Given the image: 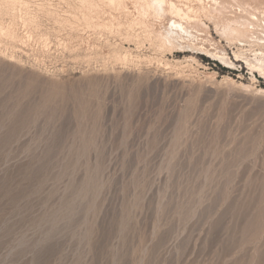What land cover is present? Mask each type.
<instances>
[{
	"label": "rangeland",
	"instance_id": "rangeland-1",
	"mask_svg": "<svg viewBox=\"0 0 264 264\" xmlns=\"http://www.w3.org/2000/svg\"><path fill=\"white\" fill-rule=\"evenodd\" d=\"M2 1L18 41L0 33V264H264V77L199 49L161 54L142 28L169 17L129 0H99L102 28L80 0ZM202 22L232 61L242 48ZM178 50L205 58L180 70Z\"/></svg>",
	"mask_w": 264,
	"mask_h": 264
},
{
	"label": "bare ground",
	"instance_id": "bare-ground-1",
	"mask_svg": "<svg viewBox=\"0 0 264 264\" xmlns=\"http://www.w3.org/2000/svg\"><path fill=\"white\" fill-rule=\"evenodd\" d=\"M2 1V0H1ZM10 1V0H9ZM8 0L6 2H9ZM12 1V0H11ZM17 1V0H15ZM14 1V2H15ZM20 1V0H18ZM43 1V0H42ZM97 1V0H96ZM100 1H104V3L106 2L107 4H109L110 6H113L117 9H115L116 11L119 9L125 10L126 8V2L127 0H100ZM178 1V0H177ZM182 0H180L181 2ZM197 1V7L191 10H184L182 9L183 7H179L178 3H175L174 0H129V4H132L133 9H135L134 11L136 12V14L140 17H147V16H152L156 19L162 20L166 17H169L166 23V27L164 28L163 31L155 33L152 30H149L145 24L142 18H139V21L137 22L138 25H145L144 29L142 27L139 26V28H142V30L144 31V35L146 36L143 39H145L144 42L148 41V44L151 48H154L156 51H159L160 53L164 52V51H173L175 49L181 48L182 50L184 48H190L192 50H201L206 52L208 55L210 54L211 57L215 58L216 61L223 63V64H227V66H231L232 68L236 67V64L240 63L241 65L244 64L248 70H250L252 72V74L254 72H257L258 74H260L261 76L264 77V10L262 9L263 6V2H261L260 0H253V5L249 4L246 0H196ZM3 2V1H2ZM1 2V4H3ZM13 2V3H14ZM21 2V1H20ZM67 2V1H66ZM79 2H81L82 4H85L87 6V13L88 14H94L97 13L98 11H100V9L97 7V4L99 5V0L98 3H94L95 1L93 0H80ZM192 2V1H190ZM16 3V2H15ZM18 3V2H17ZM43 3V2H42ZM73 3V2H72ZM104 3H102V5H105ZM251 3V2H250ZM10 4V3H9ZM7 5V4H5ZM11 5V4H10ZM16 5V4H14ZM19 5V4H18ZM100 4V6H102ZM2 6V5H0ZM49 6V5H48ZM80 6V5H79ZM83 6V5H82ZM108 6V5H107ZM3 7V6H2ZM15 7V6H14ZM23 7V6H22ZM28 7V6H27ZM106 7V6H105ZM109 7V6H108ZM193 7V6H192ZM4 8V7H3ZM11 8V7H10ZM9 8V10H10ZM16 8V7H15ZM39 8V7H38ZM68 8V7H67ZM85 8V7H84ZM102 8V7H101ZM14 9V8H13ZM12 9V10H13ZM83 9V7H82ZM98 11H97V10ZM105 9V8H104ZM114 9V8H113ZM1 10V7H0ZM7 10L6 9V14H7ZM11 12H14L12 11ZM15 10V9H14ZM21 10V9H20ZM27 10V9H26ZM45 10V9H44ZM43 10V11H44ZM103 10V9H101ZM50 11V10H49ZM53 11V10H52ZM85 10H83L82 12H84ZM105 11V10H104ZM127 11V10H126ZM125 11V12H126ZM24 12V11H23ZM34 12V11H33ZM114 12V11H113ZM120 12V11H119ZM3 13V12H2ZM16 13V12H15ZM20 13V12H19ZM41 13V12H40ZM65 13V12H64ZM67 13V12H66ZM101 13V12H100ZM128 13V11H127ZM131 13V12H130ZM129 13V14H130ZM12 14V13H11ZM14 14V13H13ZM17 14V13H16ZM15 14V15H16ZM51 15V13H49ZM48 14V15H49ZM69 14V13H67ZM83 14V13H81ZM83 15L85 16L86 19V25H89V27L94 26V28L96 27H101V23L98 24H94L92 22V18H95V14L93 16L91 15ZM121 14H123L121 12ZM120 14V15H121ZM1 15V14H0ZM27 15V14H26ZM35 15V14H34ZM125 16H127L126 14H124ZM123 15V16H124ZM4 16V15H2ZM9 16V13H8ZM11 16V15H10ZM18 16V15H17ZM122 16V15H121ZM122 16V17H123ZM130 16V15H129ZM149 16V17H150ZM7 17V16H5ZM16 17V16H15ZM35 17V16H34ZM45 17V16H44ZM55 17V16H54ZM59 17V16H58ZM97 17V15H96ZM99 17V16H98ZM128 17V16H127ZM124 17L123 19L127 18ZM9 18V17H8ZM11 18V17H10ZM10 18L8 20H10ZM14 18V17H12ZM26 18V17H24ZM57 18V17H56ZM83 18V17H82ZM102 18V17H101ZM114 18V17H112ZM6 19V18H5ZM15 19H18L17 17ZM22 19V18H20ZM41 19V18H40ZM55 19V18H54ZM79 19V18H78ZM100 18H97V20ZM119 19V18H118ZM130 19V18H129ZM138 19V18H137ZM136 19V20H137ZM80 20V19H79ZM82 20V19H81ZM84 20V19H83ZM96 20V19H95ZM126 20V19H125ZM131 20V19H130ZM125 21V25L131 30L130 27L134 28V24L131 21ZM135 20V21H136ZM149 20V19H148ZM206 20L207 22H209L210 24H213L214 26V30H216L218 36L221 39H224L226 42L228 43H233V44H238V46H240L242 49L243 47H247L248 50H237L239 51V53H235L233 52V57L234 59L231 61L230 59H228L226 57L225 53H221L218 52L219 47L216 46L215 42L213 41H208L209 44H211V46H213L214 50L211 52L209 51L204 43L207 42V40H203L202 38L199 39V35L198 32H200V27H206L205 24L202 22ZM14 21V20H13ZM99 21V20H98ZM101 21V20H100ZM117 21H121V20H117ZM147 21V20H146ZM145 21V22H146ZM11 22V20L9 21ZM15 22V21H14ZM22 22V21H20ZM31 20L26 19L23 21V26L28 28H32L29 24ZM60 22V21H59ZM72 22V21H71ZM85 22V20H84ZM96 22V21H95ZM111 22V21H110ZM16 23V22H15ZM14 23V24H15ZM17 23L19 24L18 20ZM74 23V22H73ZM97 23V22H96ZM106 23V22H105ZM115 23V22H114ZM118 25L120 22H117ZM147 23V22H146ZM10 24V23H9ZM7 24V25H9ZM11 24H13L11 22ZM64 24V23H63ZM76 24V23H75ZM112 24V23H111ZM6 25V24H5ZM32 25V24H31ZM73 25V24H71ZM103 25V24H102ZM106 25H108V22L106 23ZM117 25V24H116ZM117 25V26H118ZM124 25V26H125ZM137 25V27H138ZM2 29L0 33H4L6 34L7 38L10 37L13 40L18 39V35L17 32H15L14 28H7V31L5 29V31L3 30V25L1 22ZM12 26V25H10ZM22 26V25H21ZM30 26V27H29ZM36 26V25H35ZM70 26V25H69ZM114 26V25H113ZM122 26V25H121ZM150 26V25H149ZM165 26V25H164ZM5 27V26H4ZM15 27V26H14ZM17 27V26H16ZM73 27V26H72ZM90 27V28H91ZM106 27V26H105ZM103 27V28H105ZM109 27H110V23H109ZM123 27V26H122ZM136 27V24H135ZM136 27V28H137ZM19 28V27H18ZM35 28V27H34ZM88 28V27H87ZM88 28V29H90ZM102 28V27H101ZM126 28V29H128ZM33 29V28H32ZM106 29V28H105ZM103 29V30H105ZM122 29V28H121ZM125 29V27H124ZM123 29V31H125ZM151 29V28H150ZM206 29V28H205ZM31 30V29H30ZM29 30V31H30ZM39 30V29H38ZM98 30V29H97ZM95 30V31H97ZM116 30H119L118 27L116 28ZM135 30V28L133 29ZM204 30V28H203ZM93 31V29L91 30ZM102 31V29H101ZM106 31V30H105ZM128 31V30H127ZM125 32L127 34H125V39L129 40V38H132L134 36H137L136 34L134 36L130 35L131 31L129 32L130 34H128V32ZM194 31V32H193ZM27 32V31H26ZM119 32V31H118ZM133 32V31H132ZM147 32V33H146ZM202 32V31H201ZM200 32V33H201ZM205 32V31H204ZM20 33V32H19ZM100 33V32H99ZM107 33V32H106ZM135 33V32H133ZM132 33V34H133ZM3 34V36H4ZM34 34V33H33ZM44 34V33H43ZM114 34V33H113ZM118 34V33H117ZM122 34V33H121ZM124 34V32H123ZM24 35V34H23ZM101 35V34H100ZM120 35V34H118ZM38 36V35H37ZM121 36V35H120ZM142 36V37H143ZM2 36H0L1 38ZM5 37V36H4ZM141 37V36H139ZM138 37V38H139ZM3 38V37H2ZM1 38V39H2ZM6 38V37H5ZM124 38V37H123ZM122 38V39H123ZM137 38V39H138ZM0 39V40H1ZM9 39V38H8ZM38 39V38H36ZM136 38H133L132 40H135ZM7 40V39H6ZM42 40V39H41ZM124 40V39H123ZM131 40V39H130ZM129 40V41H130ZM18 41V40H16ZM20 41V40H19ZM22 41V40H21ZM137 41V40H136ZM135 41V42H136ZM142 41V38H141ZM7 42V41H6ZM24 42V41H23ZM38 42V41H37ZM125 42V41H124ZM128 42V41H126ZM218 42V41H217ZM1 43V42H0ZM137 46L139 47L140 45L144 44L142 42H137ZM9 44V43H8ZM41 44V43H40ZM16 45V44H15ZM49 45V44H48ZM136 45V44H135ZM8 46V45H7ZM2 47V46H1ZM5 47V46H4ZM120 47V46H119ZM122 47V46H121ZM120 47V48H121ZM94 48V47H93ZM124 48V47H122ZM144 48V46H143ZM209 48V47H208ZM250 48V49H249ZM253 48V49H252ZM4 49V48H3ZM118 49V48H117ZM142 49V48H141ZM252 49V50H251ZM1 50V49H0ZM126 50V49H124ZM129 50V49H127ZM154 50V51H155ZM176 51V54H181L182 55V59L181 60H175L173 62V66L176 67L177 69L182 68V65L185 66H189L187 65L189 62H197L198 58L199 59H204L205 57L202 56V54L200 53H192L191 56H187L185 53H190L188 51ZM5 51V50H4ZM113 51V50H112ZM111 51V52H112ZM118 50L112 52L113 54L112 57L114 60L116 59H120L122 55H120L118 52ZM122 51V50H121ZM120 51V52H121ZM49 52V51H48ZM123 52V51H122ZM125 52V51H124ZM127 52V51H126ZM130 52V50H129ZM249 53L248 55L246 53ZM4 53V52H3ZM161 53V54H162ZM98 54V53H97ZM135 54V53H134ZM2 55V54H1ZM87 55V54H86ZM90 55V53H89ZM128 55V54H127ZM124 57L122 58V62L124 60L127 61L128 57H125L126 54L124 53L123 55ZM130 57V55H128ZM162 56V55H161ZM11 57V56H10ZM90 57V56H89ZM95 57V56H94ZM111 57V58H112ZM101 58V57H100ZM103 58V57H102ZM131 58V57H130ZM110 59V58H109ZM129 59V58H128ZM147 59V58H146ZM162 59V58H160ZM36 60V59H35ZM97 60V59H96ZM112 60V59H111ZM132 60V59H131ZM130 60V61H131ZM150 60V59H149ZM93 61V60H92ZM112 62V61H111ZM132 62V61H131ZM117 63L118 60H117ZM125 63V62H124ZM128 63V62H127ZM130 63V62H129ZM133 63V62H132ZM170 63V62H169ZM236 63V64H235ZM166 64V63H165ZM168 64V63H167ZM190 64V63H189ZM121 65V64H120ZM130 65V64H129ZM144 66V65H143ZM169 66V65H168ZM172 66V64L170 65ZM228 66V67H229ZM105 67V64H104ZM184 67V66H183ZM226 67V66H225ZM102 68V67H101ZM131 68V67H130ZM185 68V67H184ZM188 68V67H187ZM183 69V68H182ZM229 70H233L230 68H227V72L225 73V78L224 80L226 81H233L232 80V76L233 74L231 72H229ZM178 72V70H176ZM180 72V71H179ZM147 73V72H146ZM154 73V72H153ZM145 76V75H144ZM148 77V75H146ZM138 77V76H137ZM141 77V76H140ZM138 77V78H140ZM141 79V78H140ZM139 79V81H141ZM138 80V79H136ZM149 80V79H147ZM138 82V81H135ZM143 82V81H142ZM148 82V81H147ZM134 83V82H133ZM146 83V82H145ZM235 83V82H234ZM139 84V83H137ZM141 84V83H140ZM143 84V83H142ZM241 86V85H240ZM127 87V86H126ZM135 96V95H134ZM262 185V184H261Z\"/></svg>",
	"mask_w": 264,
	"mask_h": 264
}]
</instances>
